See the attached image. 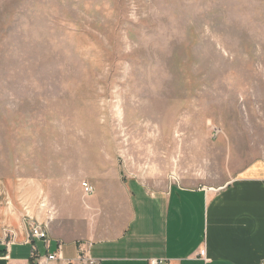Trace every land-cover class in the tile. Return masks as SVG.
<instances>
[{
  "label": "rangeland",
  "instance_id": "374dc122",
  "mask_svg": "<svg viewBox=\"0 0 264 264\" xmlns=\"http://www.w3.org/2000/svg\"><path fill=\"white\" fill-rule=\"evenodd\" d=\"M258 160L264 0H0V209L92 220L112 184L218 188Z\"/></svg>",
  "mask_w": 264,
  "mask_h": 264
},
{
  "label": "crops",
  "instance_id": "0c3cea01",
  "mask_svg": "<svg viewBox=\"0 0 264 264\" xmlns=\"http://www.w3.org/2000/svg\"><path fill=\"white\" fill-rule=\"evenodd\" d=\"M105 199L92 220L81 209L78 218L36 219L47 244L27 241L19 208L0 209V264H264V160L218 188L151 191L129 180ZM51 254L59 259L47 263Z\"/></svg>",
  "mask_w": 264,
  "mask_h": 264
},
{
  "label": "built area",
  "instance_id": "2783aa9c",
  "mask_svg": "<svg viewBox=\"0 0 264 264\" xmlns=\"http://www.w3.org/2000/svg\"><path fill=\"white\" fill-rule=\"evenodd\" d=\"M81 187L85 196H90L93 193V187L87 183L82 182ZM28 234L27 241L40 240L47 244L48 235L46 231V226L44 224L37 223L35 220L28 218ZM59 257L57 254L47 255L46 262L51 263L55 260H58ZM41 264V263H40ZM43 264H46L45 262ZM67 264V263H66ZM70 264V263H69ZM88 264H95L93 261H89ZM149 264H163L161 260H150Z\"/></svg>",
  "mask_w": 264,
  "mask_h": 264
}]
</instances>
